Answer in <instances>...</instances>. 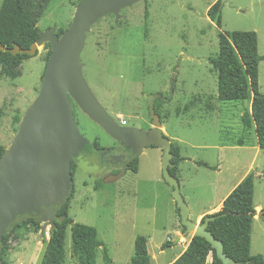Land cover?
I'll use <instances>...</instances> for the list:
<instances>
[{
  "label": "rangeland",
  "instance_id": "obj_1",
  "mask_svg": "<svg viewBox=\"0 0 264 264\" xmlns=\"http://www.w3.org/2000/svg\"><path fill=\"white\" fill-rule=\"evenodd\" d=\"M79 1L27 0V5L39 32L57 28L58 33L69 28ZM217 1L147 0L126 11L127 19L117 24L104 17L86 35L80 55L81 76L109 116L144 131L152 128L149 97L161 94L167 98L172 89L171 99L155 109L168 136L163 134L171 143L179 139L177 144L188 162L182 165L179 179L181 194L189 198L192 207L190 220L217 205L241 175L252 173L253 205L259 208L255 210L250 252L264 258V220L258 216L264 210V151L258 153L254 148V131L243 128L250 102H219L217 72L209 62L218 56L220 32H255L263 58L259 89L264 94V0H221V29L207 17ZM48 51V44L39 47L35 57L15 70L14 79L0 77V145L5 153L38 93ZM74 117L89 145L75 158L69 217L96 229L110 264H130L137 236L146 237L151 264H172L183 248L175 242L179 216L173 188L162 175V149L145 148L138 156V172L132 173L126 164L101 157L115 142L78 106ZM238 139L245 145L232 146ZM200 162L207 167L199 166ZM178 227L185 233L180 222ZM49 230L41 236L40 230L34 232L29 226L10 229L4 260L8 264H40ZM186 236L187 240L193 237ZM165 242L175 244L162 250ZM65 251V264H78L71 254L70 230ZM96 264H105L102 248L96 251Z\"/></svg>",
  "mask_w": 264,
  "mask_h": 264
},
{
  "label": "water",
  "instance_id": "obj_2",
  "mask_svg": "<svg viewBox=\"0 0 264 264\" xmlns=\"http://www.w3.org/2000/svg\"><path fill=\"white\" fill-rule=\"evenodd\" d=\"M144 0H80L68 29L58 35L57 28L39 32L28 49L18 45L0 50L13 56L33 57L38 48L49 44L50 55L36 97L22 116L10 148L0 160V246L8 227L23 215L41 216V236L54 225L55 207L61 206L73 189L72 161L89 145L78 131L74 102L112 139L139 156L147 147L162 149L161 168L164 180L173 188L172 196L179 211L185 235L205 239L222 264H236L224 253L223 243L208 230L218 216L207 215L198 225L189 218L173 167L172 143L163 134L162 121L156 112L157 99L168 102L161 94L149 97L148 108L152 128L147 131L120 125L98 104L81 76L80 55L92 25L108 14L119 19L121 9ZM263 218L264 210L258 213ZM1 264V261H0Z\"/></svg>",
  "mask_w": 264,
  "mask_h": 264
},
{
  "label": "trees",
  "instance_id": "obj_3",
  "mask_svg": "<svg viewBox=\"0 0 264 264\" xmlns=\"http://www.w3.org/2000/svg\"><path fill=\"white\" fill-rule=\"evenodd\" d=\"M222 2L218 0L207 11V17L218 29L222 26ZM63 30L58 32L61 35ZM39 37V28L28 10L27 0H2L0 6V44L5 48L18 45L28 49ZM219 53L216 58H210L209 62L217 72V99L221 103L227 102H251L247 118L242 119L243 128L252 129L256 135L257 146L264 151V94L259 89V63L263 58L258 53V39L255 32L234 31L220 32L218 35ZM46 55L47 63L50 55ZM37 55V54H36ZM35 55V56H36ZM33 56V57H35ZM32 57L28 55L13 56L9 52L0 50V77L14 79L15 70L23 61ZM43 77V76H42ZM162 100H157L155 108ZM74 113L76 104L72 102ZM157 112V110H156ZM3 111L0 108V119ZM17 124L19 119H15ZM233 146H244L242 139L232 142ZM94 147H98L97 140ZM173 167L169 169L171 175L178 178V167L184 160L180 155L178 146L172 143L171 148ZM5 148L0 145V160L5 155ZM199 166L207 165L198 163ZM75 159L72 161V176L74 174ZM126 170L137 173L139 170L138 156L132 157L126 163ZM73 189L61 206L55 207L56 215L54 225L49 230V238L45 241V249L40 264H65L67 230L71 233V254L78 264H96V251L102 248L103 261L110 264L107 249L98 239L95 228L75 223L69 217L70 201L73 197ZM254 178L250 173L232 190L222 203L218 216L209 223L208 230L220 240L224 246V253L236 264H264L262 255H252L251 230L252 220L256 216L253 205ZM179 216V211L177 209ZM264 220V216L262 218ZM202 219L201 222H203ZM180 222V216H179ZM29 226L34 232H38L42 226L41 216L23 215L8 227L0 246L1 264H8L4 260L5 245L8 240V231L12 228H24ZM183 231L185 227L182 226ZM167 242L162 245V250L170 247ZM211 255V264H222L217 258L216 252L203 238L193 236L187 249L173 264H206ZM130 264H151V258L147 249V239L137 236L134 241V254Z\"/></svg>",
  "mask_w": 264,
  "mask_h": 264
},
{
  "label": "crops",
  "instance_id": "obj_4",
  "mask_svg": "<svg viewBox=\"0 0 264 264\" xmlns=\"http://www.w3.org/2000/svg\"><path fill=\"white\" fill-rule=\"evenodd\" d=\"M223 7H224V5H223ZM223 10V9H222ZM216 98H217V96H216ZM250 106H251V102L249 103V110H250ZM185 110H188V108H185ZM217 110V107H215L214 108V106H213V108H212V112L214 111H216ZM181 112H179V114H180ZM187 113H189V112H186L185 114H180V115H186ZM179 115V116H180ZM163 123V122H162ZM162 130H163V132H164V134H166L167 135V130H166V128H165V126H164V124H162ZM168 136V135H167ZM175 143H173V144H175L176 146H178L179 147V149H180V155H181V157L184 159L181 163H180V165H179V167H178V180H179V183H180V177H179V173H180V169L182 168V165L183 164H186V163H188L187 162V159L185 158V157H183L182 156V150H181V147L178 145L179 143V139H177V138H174V139H172ZM178 143V144H177ZM233 144V143H232ZM233 146V145H232ZM226 148V147H225ZM255 149H256V151H258V153L260 152V149H259V147L257 146V143H256V146L254 147ZM161 149V148H160ZM162 151V150H161ZM247 175V172L245 173V174H243V175H241V177H239V179L227 190V192L220 198V200H219V202L217 203V205H215L214 207H211V208H207L206 210H203V211H201V212H199V213H196L195 214V219H194V223H200L201 221H202V219L205 217V216H207L208 214H210V213H217V212H219L220 211V209H221V207H222V203H223V201L226 199V197L232 192V190L245 178V176ZM181 184V183H180ZM208 186V185H207ZM210 186V185H209ZM192 189H194V188H192ZM180 191L182 192V189H181V185H180ZM183 194V193H182ZM183 196V198H184V200L186 201V203H187V205H188V208H189V218L191 217V214H192V211H191V209H192V207H191V204L189 203V198L187 197V196H185V195H182ZM193 206V208H194V206L195 205H192ZM256 208H259V207H255V210H256ZM211 215V214H210ZM255 219H257L255 216H254V218H253V220H252V225H253V222H254V220ZM179 226V219H178V225H177V228H174L175 229V235H176V238H175V242L178 244V246H182V250L180 251V253L175 257V259L171 262L172 264H173V262L180 256V255H182L183 254V252L187 249V247H188V245H189V243H190V240L191 239H189V240H187L186 238H187V236L185 235V233H183L182 234V232H181V230H180V228L178 227ZM181 240L183 241V242H181ZM173 241V240H172ZM175 243H173V245H174ZM173 245H171L170 247H172ZM208 258H209V262H207L206 264H208V263H212V258H211V255H209L208 256Z\"/></svg>",
  "mask_w": 264,
  "mask_h": 264
},
{
  "label": "flooded vegetation",
  "instance_id": "obj_5",
  "mask_svg": "<svg viewBox=\"0 0 264 264\" xmlns=\"http://www.w3.org/2000/svg\"><path fill=\"white\" fill-rule=\"evenodd\" d=\"M146 1L147 0H144V1L140 2V3H144ZM140 3H138V4H140ZM138 4H135V5H133L132 7H129V8L121 9L120 12H119V16L120 17H119V19L117 21H116V17H115L114 14H108L106 16H109V17L113 18L115 24H117L119 21L126 20L127 19V16L125 15L126 11H130L131 9H133ZM103 18H101V19H103ZM124 126H126V124ZM126 127H128V126H126ZM113 141L115 142V146L112 147V148H108V149L102 151L101 152V157L102 158L110 157V158H108L109 162H120V163L126 164L132 157L135 156V155H133L131 150L125 149L120 142H118V141H116L114 139H113Z\"/></svg>",
  "mask_w": 264,
  "mask_h": 264
},
{
  "label": "built area",
  "instance_id": "obj_6",
  "mask_svg": "<svg viewBox=\"0 0 264 264\" xmlns=\"http://www.w3.org/2000/svg\"><path fill=\"white\" fill-rule=\"evenodd\" d=\"M119 124L122 125V126H124L125 125V122H123L122 120H120V123ZM207 262H209V258H207L206 263Z\"/></svg>",
  "mask_w": 264,
  "mask_h": 264
}]
</instances>
